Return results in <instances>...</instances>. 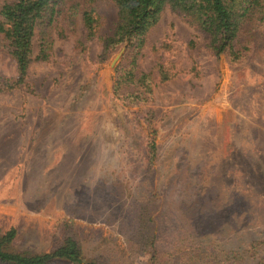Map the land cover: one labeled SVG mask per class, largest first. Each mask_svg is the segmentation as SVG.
Returning a JSON list of instances; mask_svg holds the SVG:
<instances>
[{
    "label": "rangeland",
    "instance_id": "374dc122",
    "mask_svg": "<svg viewBox=\"0 0 264 264\" xmlns=\"http://www.w3.org/2000/svg\"><path fill=\"white\" fill-rule=\"evenodd\" d=\"M92 3L96 36L86 37L80 14L69 24L63 13L47 58L32 59L24 84L0 90V232L15 228L10 249L48 252L70 220L87 259L264 264V35L244 24L241 56L215 55L166 6L136 56L151 91L115 93L124 48L100 58L98 36L112 33L116 9ZM37 50L33 42L32 58ZM15 76L0 50V83ZM143 225L161 248L153 260L133 242Z\"/></svg>",
    "mask_w": 264,
    "mask_h": 264
},
{
    "label": "trees",
    "instance_id": "16d2710c",
    "mask_svg": "<svg viewBox=\"0 0 264 264\" xmlns=\"http://www.w3.org/2000/svg\"><path fill=\"white\" fill-rule=\"evenodd\" d=\"M85 5L86 0H0V50L15 62L16 76L0 83V90L12 89L24 84V78L32 59H46L53 39L49 35L58 26V18L65 13L72 24L80 14L86 37L96 36L99 16L95 7ZM116 9V22L110 35L98 36L101 43L100 58H106L117 48L123 47L122 61L114 68L113 90L118 93L122 87L137 84L150 90L149 74L136 72V56L145 42L147 31L158 21L161 11L168 6L178 12L195 30L203 34L207 47L215 54L227 52L233 59L241 56L234 42L244 24L252 25L264 35V0H110ZM33 42L37 53L33 55ZM162 78L165 72L160 68ZM145 155L151 165L156 156L154 131L146 136ZM139 212V217L143 214ZM144 221V219H143ZM147 221L144 222L146 224ZM62 237L48 252L31 253L10 249L15 240L13 227L0 232V264H58L61 259L73 264H114L104 255L85 258L79 234L69 220L61 225ZM133 242L144 251L151 249V259L161 254L160 245L153 229L148 225L138 228ZM237 262L238 255L230 256Z\"/></svg>",
    "mask_w": 264,
    "mask_h": 264
}]
</instances>
